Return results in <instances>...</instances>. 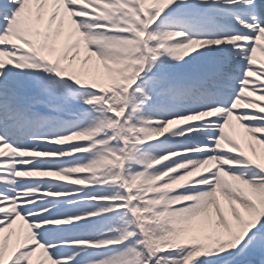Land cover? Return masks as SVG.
Segmentation results:
<instances>
[{
	"label": "rangeland",
	"instance_id": "1",
	"mask_svg": "<svg viewBox=\"0 0 264 264\" xmlns=\"http://www.w3.org/2000/svg\"><path fill=\"white\" fill-rule=\"evenodd\" d=\"M114 1L118 3V0ZM121 2L134 9L133 19L124 20L105 11L103 16L98 14L100 18L88 19L89 22H85L87 26H83L80 21L71 19L76 16L75 14H64L58 16L59 22L55 24V28L53 22L50 21L45 31L42 32L36 28L24 34L25 44L23 46L27 49L26 54L16 55L0 50V66L6 62H15L20 67H41L55 72L58 76L67 77L82 89L96 90L99 94L88 95L86 102L100 105L97 111L111 114L93 120L103 131V136L109 137L110 142L108 145L95 148L92 152L94 161L108 165L105 167L111 170L110 175L89 165L82 166L79 159L72 158L71 152L74 150L57 147L54 141L55 136L42 138L46 139L49 144L55 145L53 149H42L36 146L15 147L9 143L13 146L10 160L15 166L14 173L9 180L22 178L23 185L16 189L15 195H12V204L18 214H20L18 208L22 204L44 202L48 207H54L58 203H71L66 199L68 197L79 201L76 207L83 210L69 218L41 222L29 221L21 215L22 219L30 223L29 235L22 231L18 223H15L17 224L16 230H10L7 237L5 230L0 229V264H6L8 240L12 235L13 242L16 236L21 241V247L32 243H36L35 247H39L42 243L36 239L34 229L41 227L42 224H71L103 214H109L106 220L108 226L105 230L107 231L104 232L102 238L93 241L91 239L92 246L86 244V247L104 248L121 244L129 237L136 236L138 231L140 238L135 243L143 245L149 256L169 250L188 249L182 258L160 257L158 264H193L198 256L210 255L214 251L232 246L237 242L236 238L242 235L257 218L264 216V201L257 200L259 198L257 190L252 187L249 179L246 183L240 182L236 186L233 185L232 193L223 194L221 198L214 200V209L208 211L196 212V209L191 211L187 200L176 199V203L173 204V196L169 198L165 195L166 193H163L148 201L153 210V219L145 220L141 213H131V205L128 202L131 187L121 176V170L132 157L140 159V154L144 156L142 146L171 145L167 155L175 154L190 159L199 158V155L195 154L215 147L217 151L222 152L219 151L221 156L227 157L229 161H234L233 154L237 153L239 161L235 163L264 171V145L251 142L246 134L244 137L236 135L235 132L243 133L240 126L226 128L225 144H219L217 136H214V143H209L213 137L207 133L202 136L192 135L199 131V127H188V125H197L198 122H206L207 126L219 131L224 129L225 120L222 123L209 120L211 117L221 116L224 110L221 106L184 115H173L168 118H161L146 111L141 115H136L139 109L133 108L132 113L125 117L128 111L129 90L136 83L137 77L149 59L154 60L162 53L183 57L196 47H203L209 42L221 41H200L197 46L187 49L184 48L182 42L177 41L166 50L152 51L148 46V27L149 23L155 21L156 15L152 20V11L161 12L165 7L159 6L162 0H155L154 5H151L148 0H130L129 2L122 0ZM125 6L122 8H126ZM106 14L107 16H104ZM65 16L69 17L66 29ZM54 33L65 35V47L55 58L49 55L55 50L52 39ZM119 33H130L131 35H119ZM16 38H20L19 35ZM89 38L94 39L101 48L121 56V61H118L120 64L115 66L113 63H107L109 72L103 73L101 66L105 67L106 64L98 58L95 60L92 58L91 50L95 48L87 44ZM240 39L244 38L228 37L223 42L235 44ZM180 52L186 53L178 54ZM258 64L264 68V60L258 61ZM90 67H94L95 70H90ZM245 74H252L251 69ZM254 75L264 79L260 73H254ZM243 82L244 80L240 82L239 94L230 107L232 110L238 106L242 99L241 94L246 89ZM257 101L262 100L255 99L249 102V105L255 107L254 104H257ZM260 105H262L260 109L264 110V104ZM133 116H136L135 121L132 119ZM131 126L137 131L136 134L129 131ZM87 135L88 133L83 132L76 137L83 139ZM185 136L189 139H183ZM229 151L233 157L227 156ZM211 164L212 161L210 162L209 158L206 159L198 165L195 173L206 174ZM254 181L258 184L264 182L258 178ZM113 192L119 193L116 199L111 197ZM167 206L176 210H185L186 214L191 213L181 221L175 222L168 218L163 221L160 218L168 211ZM212 211L215 213L216 223L222 229V233L215 228L208 230L206 227ZM112 213L115 215H111ZM31 225L34 227L33 230ZM98 235L101 234L96 236ZM27 236L33 240L28 241ZM41 252L42 249L39 248L37 252L32 250V253H26L25 256L29 257V264H54L55 261L50 258L52 256L45 258V254L41 255ZM31 256H33L32 259ZM96 264H148V260L143 258L142 249L129 247L118 255L97 261Z\"/></svg>",
	"mask_w": 264,
	"mask_h": 264
},
{
	"label": "snow or ice",
	"instance_id": "2",
	"mask_svg": "<svg viewBox=\"0 0 264 264\" xmlns=\"http://www.w3.org/2000/svg\"><path fill=\"white\" fill-rule=\"evenodd\" d=\"M69 9H81V6L69 0ZM155 14V13H153ZM82 24L89 22L87 17H71ZM53 27L59 22L51 5L39 8L32 0H0V50L26 54L23 45L24 34L38 28L45 31L49 22ZM69 17L65 16V29ZM85 30H87L85 28ZM264 30V0H170L163 10L149 26L150 33H164L168 31L181 32V41L207 40L221 41L206 43L203 47L190 50L183 57L160 54L156 59H149L143 71L140 72L136 83L129 90L128 117L133 108H138L136 115L148 112L152 115L168 118L173 115H184L190 112L207 110L221 106L230 108L233 100L239 94L240 82L245 79L254 80L252 87L255 92L264 96V79L255 80L245 73L252 69L255 73L264 76V68L258 63H249V55L256 43L257 34ZM15 34V35H14ZM19 35L20 38H16ZM119 35H131L119 33ZM228 37H243L235 44L223 42ZM54 51L49 53L53 58L65 47L64 33H54ZM11 41V42H9ZM177 41H173L176 43ZM148 43L155 45L157 41ZM90 47H94L91 46ZM67 55V53H65ZM94 71V67H90ZM99 94L93 89H82L67 77L58 76L55 72L41 67H20L15 62H6L0 66V143H10L15 147L36 146L42 149H53L56 146L49 144L45 137H52L72 131L74 127L83 123L93 122L95 118L110 113L97 111L100 105L86 102L87 96ZM142 102V103H141ZM256 103L264 104V101ZM237 114H244L254 119H246L243 124L257 131L254 135L264 141V110L254 107L233 109ZM135 121L136 116L132 117ZM209 120L223 122L224 116L211 117ZM204 125V126H202ZM199 131L192 134L202 136L207 133L213 139L219 130L209 127L206 122H198ZM243 129V128H242ZM236 135L244 137L243 133ZM167 139V137H166ZM183 139H189L188 136ZM70 147V146H69ZM147 148L142 146L141 150ZM208 153H200L207 155ZM11 157H0L10 159ZM242 172L245 179L258 178L264 180V171L255 167L235 169ZM208 175H211L209 173ZM0 176L9 177L8 171L0 172ZM22 178L15 180H0V193L7 196L16 194V189L22 187ZM211 184L189 187L182 191L196 193L209 191ZM29 199V198H25ZM71 203H58L48 207L44 202L22 204L18 211L29 221L41 222L55 220L59 216L76 215L83 209L77 208L79 201L71 197L66 198ZM187 203H191L188 201ZM45 209L44 211H40ZM13 214L0 212V229L5 230V236L10 230H16L13 223ZM81 219L71 224H42L34 229L36 239L48 245V251L54 259L70 257L68 264H96L97 261L124 252L129 247L143 250V258L148 264H158L160 257H183L188 249L169 250L149 256L143 245L135 243L140 238L129 237L121 244L110 245L104 248L75 247L66 241L78 238L77 233H93L107 227V216ZM111 215H115L112 213ZM214 211L210 214L207 229H222L216 223ZM133 226L134 225H130ZM13 235L8 240V251L5 257L6 264H29L26 253H32L33 244L20 246L21 241ZM79 238H91L80 236ZM237 242L230 247L212 252L210 255L198 256L193 264H264V216H260L252 225L238 236ZM34 256V255H33ZM33 256L30 258L32 259Z\"/></svg>",
	"mask_w": 264,
	"mask_h": 264
},
{
	"label": "bare ground",
	"instance_id": "3",
	"mask_svg": "<svg viewBox=\"0 0 264 264\" xmlns=\"http://www.w3.org/2000/svg\"><path fill=\"white\" fill-rule=\"evenodd\" d=\"M122 0H118L116 3L114 0H71L72 3L78 4L81 6V9L85 10H77V9H69L67 7V3L69 0H32L33 3L38 5L39 8L46 7L51 5L52 11L56 16L64 15V14H75L76 16L87 17V19L91 18H100L107 13H112L119 18L124 20H131L135 16L134 9H131L129 6H125L121 2ZM130 1V0H123ZM151 5H154L155 0H148ZM170 0H162L159 6H166ZM133 3V2H132ZM131 3V4H132ZM125 6L126 8H122ZM155 13V14H153ZM159 11L154 10L151 13L152 20L155 16L159 15ZM98 14L100 16H98ZM104 16H107L104 15ZM152 23H149V26ZM80 25V24H79ZM83 26H87L86 23L82 24ZM149 28V27H148ZM133 30V29H132ZM183 35L181 32L176 31H168L164 33H156V32H148L147 40L152 41L155 40L157 43L152 45L148 43L149 49L152 51H160L166 50L172 47L173 41H179L184 44V48L195 47L198 45L200 41L207 40H186L181 41L180 37ZM238 39V38H236ZM0 42H3L0 40ZM89 46H94L93 50H91L92 58L95 60L96 58L99 61H103L106 66L102 67L101 70L103 73L109 72L108 64L113 63L115 66L119 65L121 61V56H119L115 52H109L106 49L101 48L94 39L89 38L87 43ZM257 48H253L251 54L249 55V63H257V60H264V30H261L256 37ZM186 53V52H185ZM178 53V54H185ZM119 61V62H118ZM108 63V64H107ZM255 72L252 71V74H245L246 76H252L255 80H259L260 78L254 75ZM246 89L241 94V101L235 109L240 108H249L253 107L249 105V102L253 100H262L264 101V96H260L259 94L252 95L255 92V89L252 87L254 84V80L245 79L244 83ZM247 102V103H246ZM254 108L260 109L262 105L259 103L254 104ZM221 116H224V120L226 121L224 125V129L219 131L217 136V141L219 144H225V131L228 126H240L245 130V134L248 139L256 143V145H264V141L259 140L254 133L257 131L255 128H250L248 125L242 123V121L246 119H254L255 117H249L244 114H237L233 110H229V108H224L221 112ZM134 134L137 133L131 126L130 130ZM88 133L87 137L83 139L77 138V135H81L82 133ZM99 137V139H97ZM2 139V138H0ZM57 147L59 149L68 148L71 152V156L73 159H79L80 164L82 166L89 165L92 168L99 170L100 172H105L110 175L111 170L105 166H108L103 163H99L94 161L92 158V152L97 147H103L108 145L110 142L109 137L103 136V131L98 128V126L94 122L83 123L82 125L76 126L72 131L65 132L64 134L55 135L54 139ZM70 146V147H69ZM171 146V145H170ZM167 144H160L158 146L148 145V148H144V156H141L140 159H135L132 157L128 160L126 166L121 170V176L123 179L130 184V192L128 194V202L131 205V213H141L145 220H151L154 218L153 210L150 208V204L148 201L151 199H155L156 197L163 195L166 193L167 197L173 196L172 202L176 203V199H180L182 201L187 200L191 201L189 203L191 211L196 209V212H204L210 209H214V200L219 199L224 195H230L232 192L233 185H237L240 182L246 183L248 179H245L242 172H237L235 169H245L248 166H241L235 163L239 161L237 158V153L231 155L232 153L229 151L227 156L233 157L235 160L229 161L227 157L221 156L222 153L220 150L217 151L215 147H210L209 149L203 150L201 153H208L207 155H199V158H186L185 156L169 154L167 155V151L170 148ZM11 147L9 143H0V157H11ZM110 156V154H109ZM180 156V157H179ZM209 158V161H212L210 168L207 170L206 174H196L195 170L199 164H202L206 159ZM14 162L10 159H2L0 160V172L8 171L11 175L14 173ZM211 173V175H208ZM11 177V176H10ZM9 180V177L0 176V180ZM252 182V187L257 190L258 199L264 201V182L258 184L255 183V178L249 179ZM125 182V185L127 183ZM211 184L212 188L209 191H202L196 193H189L182 191V189L189 187H197L200 185ZM119 196V193L111 194V197L115 199ZM13 197L3 195L0 193V212L15 214L13 217V223H18L21 225L22 231L27 232L28 234L30 230V223L21 218V215L15 211V207L12 204ZM115 203V202H114ZM121 207V205L119 206ZM168 211L165 215L161 216V220L165 221L168 218L169 220H174L175 222L183 220L188 214H186L185 210H176L174 208L166 207ZM74 215H65L59 216L56 219L61 220L65 218L72 217ZM26 219V217L23 215ZM28 220V219H27ZM31 229L34 227L31 225ZM106 228L101 227L100 230L93 233H77L75 234L78 238L72 239L70 241H66L75 247H86L85 245H91L92 241L97 238H102ZM95 234V236H93ZM97 234H101L96 236ZM92 235V236H91ZM80 236H90L91 238H79ZM28 241H31V237L27 236ZM36 245V243H32ZM39 248L42 249L41 255L45 254V258L52 256L48 251L49 246L45 244H41L39 247H35L33 251L37 252ZM54 264H68V260L70 257H63L60 259H54L53 256L50 257ZM49 259V258H48ZM46 259L47 261H49ZM50 262V261H49Z\"/></svg>",
	"mask_w": 264,
	"mask_h": 264
}]
</instances>
